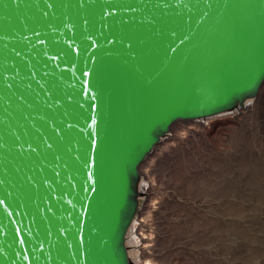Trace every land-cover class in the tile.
I'll return each instance as SVG.
<instances>
[{"label": "water", "instance_id": "1", "mask_svg": "<svg viewBox=\"0 0 264 264\" xmlns=\"http://www.w3.org/2000/svg\"><path fill=\"white\" fill-rule=\"evenodd\" d=\"M264 86V0H0V264H136L141 168Z\"/></svg>", "mask_w": 264, "mask_h": 264}, {"label": "rangeland", "instance_id": "2", "mask_svg": "<svg viewBox=\"0 0 264 264\" xmlns=\"http://www.w3.org/2000/svg\"><path fill=\"white\" fill-rule=\"evenodd\" d=\"M254 99L238 120L175 124L144 162L136 264H264V86Z\"/></svg>", "mask_w": 264, "mask_h": 264}, {"label": "bare ground", "instance_id": "3", "mask_svg": "<svg viewBox=\"0 0 264 264\" xmlns=\"http://www.w3.org/2000/svg\"><path fill=\"white\" fill-rule=\"evenodd\" d=\"M257 98V97H256ZM256 101H257V99H256ZM255 99H249V100H247L246 101V103H245V105L244 106H242V107H239L237 110H241L242 111V114H246V113H248L252 108H254L255 107ZM235 110H232V111H228V112H225L226 114H229L230 115V113L232 114H234L233 115V117H235V119H239L238 117H240V115L241 114H239V115H237L236 113L238 112V111H235ZM225 113H222V114H225ZM222 114H219V115H222ZM236 114V115H235ZM219 115H215V116H219ZM213 117V116H212ZM207 119V118H206ZM205 120V119H204ZM203 120V121H204ZM201 121V120H200ZM205 122V121H204ZM203 123V122H202ZM196 124V123H195ZM225 124V123H224ZM234 124V123H233ZM192 126V125H191ZM192 129L193 128H187V130H188V132L189 131H192ZM183 133V132H182ZM185 133V132H184ZM170 138H172L171 137V135H170V133H168V135L165 137V138H163L162 139V142H164L165 140H168V139H170ZM161 142V143H162ZM159 153V152H158ZM152 156V158L151 159H149L150 161H149V163H147L148 165H147V167L149 166L150 168L153 166V164H154V162L156 161L155 159H156V156L158 157L159 155L158 154H156L155 152H153L148 158H150ZM149 170L150 169H142L141 168V181H140V185H139V189H140V191H141V194H144V193H146L147 191H148V189H149V185H148V183H147V181H145L144 180V178L148 175V173H149ZM146 216V215H145ZM144 217V216H143ZM148 218V217H147ZM146 218V219H147ZM145 223V218H142V217H140V216H137L135 219H134V221H133V223H132V225H131V227H130V230H129V232H128V236H127V245H128V250H129V254H130V256H131V258H132V260H134V257H133V248H131L132 246L134 247V246H138V247H140V248H145L146 246H148L149 244H147V242L145 241V240H147V238L146 239H144V237L142 236L141 238H143V241L145 242H143V243H139V240L137 239V234H140L139 232L137 233L136 232V228L139 226V225H143ZM142 227V226H141ZM137 229H139V228H137ZM140 230V229H139ZM138 231V230H137ZM137 233V234H136ZM137 235V236H136ZM140 236V235H139ZM138 236V237H139ZM140 242H141V240H140ZM135 251H138V249H134ZM133 254V255H132Z\"/></svg>", "mask_w": 264, "mask_h": 264}]
</instances>
